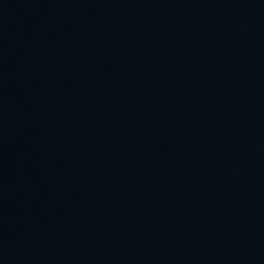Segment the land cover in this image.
<instances>
[{
  "label": "water",
  "instance_id": "1",
  "mask_svg": "<svg viewBox=\"0 0 264 264\" xmlns=\"http://www.w3.org/2000/svg\"><path fill=\"white\" fill-rule=\"evenodd\" d=\"M0 264H264V0H0Z\"/></svg>",
  "mask_w": 264,
  "mask_h": 264
}]
</instances>
